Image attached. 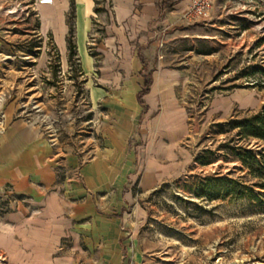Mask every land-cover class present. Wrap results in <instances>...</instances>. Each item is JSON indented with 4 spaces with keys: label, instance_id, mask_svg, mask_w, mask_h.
Masks as SVG:
<instances>
[{
    "label": "rangeland",
    "instance_id": "1",
    "mask_svg": "<svg viewBox=\"0 0 264 264\" xmlns=\"http://www.w3.org/2000/svg\"><path fill=\"white\" fill-rule=\"evenodd\" d=\"M105 4L99 0L102 17L90 19L85 65L72 7L67 23L74 27L77 57L70 62L68 48L62 53L42 30L35 0H0V155L16 137L10 128L20 126L29 134L18 154H40L52 164L78 160L75 168L55 166L63 180H79L81 168L101 161L108 177L103 201L129 196L120 264H264V178H257L264 176V143L243 138L239 128L264 108V0L255 8H230L220 25L200 20L135 43L144 76L151 72L154 79L164 69L182 74L174 89L177 111L157 103L151 115L181 113L179 156L166 162L161 180L147 183L148 131L124 147L111 141L115 123L138 105L132 87L116 86L113 75L103 74L98 48L110 18ZM245 153L258 164L244 166L237 155ZM7 162L1 157L0 169ZM30 199L11 185L0 189V230L10 215L31 206ZM9 248L10 254L0 247V264H100L77 254L71 263H58L59 251L52 263L18 262L15 246Z\"/></svg>",
    "mask_w": 264,
    "mask_h": 264
},
{
    "label": "crops",
    "instance_id": "2",
    "mask_svg": "<svg viewBox=\"0 0 264 264\" xmlns=\"http://www.w3.org/2000/svg\"><path fill=\"white\" fill-rule=\"evenodd\" d=\"M98 1L55 0L51 6L36 5L42 30L52 34L62 53L67 50V16L74 5L77 41L80 40L79 53L85 65L90 62L85 49L90 19H99V15L102 17V5H98ZM262 1L216 0L207 20L220 25L232 13L230 8L236 5L255 8ZM105 5L110 18L105 24L104 42L98 48V53L104 58L103 74L113 75L116 86L125 82L126 86L132 87L138 105L132 115L121 116L122 121L115 123L111 141L124 147L134 136L140 137L141 134L145 138L142 134L146 129L153 143L151 155L146 161L144 182H157L166 175V162L178 158L177 144L184 130L181 131L183 117L180 112L179 115L173 113L171 117L164 112L162 116L152 118V107L162 103L165 110L176 108L177 111L174 89L182 83V74L178 69H164L154 79L151 76V85L148 93L142 97V106L138 94L144 87L147 68H142L135 43L142 45L152 42L161 33L191 23L182 20L190 0H106ZM96 10L100 12L96 13ZM234 11L239 12V8ZM239 96V93L234 95L236 99ZM10 134L16 137L3 146L4 151L0 155V158L11 160L7 162L11 164L0 169V189L11 185L16 193L32 199L31 206L8 217L9 223L0 230V247H4L10 254L12 249L9 250V246H15L13 254L19 256L18 260L15 258L18 262L52 263L55 253L59 251L60 256L56 259L58 263H71L77 254L76 258L85 262L120 264L122 230L128 222V213L124 207L129 196H115L114 203L103 201L102 184L108 177L102 170L101 161L95 159L92 164L81 168L79 173L82 182L80 178L75 181L63 180L57 175L56 167L60 170L75 168L78 165L77 159L67 158L52 164L49 162L51 159L40 154H18L20 148L27 144L25 136L29 132L20 126H13ZM31 145L38 148L39 143ZM126 171L123 170V173ZM120 214L123 217H117Z\"/></svg>",
    "mask_w": 264,
    "mask_h": 264
},
{
    "label": "trees",
    "instance_id": "3",
    "mask_svg": "<svg viewBox=\"0 0 264 264\" xmlns=\"http://www.w3.org/2000/svg\"><path fill=\"white\" fill-rule=\"evenodd\" d=\"M72 9L75 11L73 4H72ZM97 12H100V10H96V13ZM68 26H69V33L67 36V48L69 50V59L71 62L72 59L77 57V53H76V45L72 40L74 27L71 24V22H68ZM150 85H151V74L146 76L144 87L142 91L138 94V101L142 106L144 105L142 97L148 93ZM239 128H240V135L243 138H247V139L253 138L264 143V108L260 112V114H258L256 117L247 120L242 124H239ZM237 158L244 166L254 167L258 164L257 158L255 156H252L251 153H245V156H243L242 154H238ZM257 178H264V176L263 177L258 176ZM262 188L264 189V183L262 184Z\"/></svg>",
    "mask_w": 264,
    "mask_h": 264
},
{
    "label": "built area",
    "instance_id": "4",
    "mask_svg": "<svg viewBox=\"0 0 264 264\" xmlns=\"http://www.w3.org/2000/svg\"><path fill=\"white\" fill-rule=\"evenodd\" d=\"M216 0H190L188 10L182 16V20L187 22H198L207 20L211 15ZM55 0H35V5L51 6Z\"/></svg>",
    "mask_w": 264,
    "mask_h": 264
}]
</instances>
